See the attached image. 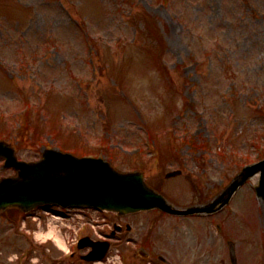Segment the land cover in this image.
Returning <instances> with one entry per match:
<instances>
[{"label": "rangeland", "instance_id": "rangeland-1", "mask_svg": "<svg viewBox=\"0 0 264 264\" xmlns=\"http://www.w3.org/2000/svg\"><path fill=\"white\" fill-rule=\"evenodd\" d=\"M131 8L135 15H151L150 31L153 22L158 24L155 33L161 30L165 41L145 42L140 19L134 37L131 17L124 14ZM87 9L96 39L121 36L123 41L99 39L96 55L85 38ZM40 50V58L28 59L30 66L21 65L22 57ZM12 114H20L15 124L28 122V131L10 129ZM217 122L221 125L215 128ZM263 126L264 0H0V137L16 143L24 159L38 157L43 144L68 142L77 134L69 146L76 142L82 152L101 155L121 170L140 169L176 199H205L220 193L244 160H256L251 137ZM186 128L208 149L189 154ZM220 131L225 135L217 144L211 139ZM220 144L232 150L229 159L217 153ZM182 164V175L167 180L165 174ZM11 172L0 166V177ZM257 181L241 187L214 216L230 231L218 238V262L226 256L229 237L235 239L238 264H264V201L256 196ZM160 218L150 212L128 217L134 224L130 235L145 231L148 219L149 224ZM204 219L202 225L181 224L197 251L190 258L187 253L184 264H202L210 251L208 237L217 238L212 217ZM36 224L25 227L14 208L0 214V264H54L64 250L52 240L41 246ZM164 224L156 238L170 234L173 223L165 219ZM42 225L48 232L45 220ZM205 227L213 232L202 233ZM181 232L171 234L180 237ZM171 243L167 239L165 246ZM159 246L156 254L164 255ZM179 252L175 247L171 256ZM223 264L235 263L226 258Z\"/></svg>", "mask_w": 264, "mask_h": 264}, {"label": "water", "instance_id": "water-1", "mask_svg": "<svg viewBox=\"0 0 264 264\" xmlns=\"http://www.w3.org/2000/svg\"><path fill=\"white\" fill-rule=\"evenodd\" d=\"M10 164L19 169V176L0 182V209L8 205L31 208L40 203L95 204L120 212L160 207L164 210L189 213L205 208L175 209L163 195L144 182L142 173H120L101 159H80L58 150L45 152L38 163L14 160L13 153L0 144ZM14 157V158H13ZM264 163L247 167L222 194L223 203ZM264 196V183L259 188Z\"/></svg>", "mask_w": 264, "mask_h": 264}, {"label": "bare ground", "instance_id": "bare-ground-1", "mask_svg": "<svg viewBox=\"0 0 264 264\" xmlns=\"http://www.w3.org/2000/svg\"><path fill=\"white\" fill-rule=\"evenodd\" d=\"M52 232H53V231H52ZM52 232H51V233H52Z\"/></svg>", "mask_w": 264, "mask_h": 264}]
</instances>
